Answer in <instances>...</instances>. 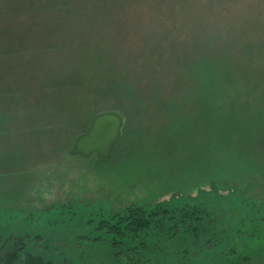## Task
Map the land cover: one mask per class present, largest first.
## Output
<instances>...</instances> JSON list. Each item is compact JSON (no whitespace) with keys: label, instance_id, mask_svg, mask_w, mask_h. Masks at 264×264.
Instances as JSON below:
<instances>
[{"label":"rangeland","instance_id":"rangeland-1","mask_svg":"<svg viewBox=\"0 0 264 264\" xmlns=\"http://www.w3.org/2000/svg\"><path fill=\"white\" fill-rule=\"evenodd\" d=\"M100 112L123 119L110 156L70 155ZM154 203L196 219L128 251L97 229ZM9 256L264 264V0H0Z\"/></svg>","mask_w":264,"mask_h":264},{"label":"trees","instance_id":"trees-1","mask_svg":"<svg viewBox=\"0 0 264 264\" xmlns=\"http://www.w3.org/2000/svg\"><path fill=\"white\" fill-rule=\"evenodd\" d=\"M105 109V108H104ZM103 110V109H102ZM100 111V110H99ZM181 205L172 207L165 203H154L148 207L129 205L109 218L101 220L97 229L106 232L114 244L120 243L123 250L132 245L137 248L145 245L147 237L153 242L154 232L168 227L177 219H196L197 209L194 206ZM131 249V248H130ZM18 256H9L6 264H15ZM25 264H49L43 261L42 256H22ZM136 257V256H134ZM235 260H227L228 264H248V258L240 256ZM226 262V261H225Z\"/></svg>","mask_w":264,"mask_h":264},{"label":"water","instance_id":"water-1","mask_svg":"<svg viewBox=\"0 0 264 264\" xmlns=\"http://www.w3.org/2000/svg\"><path fill=\"white\" fill-rule=\"evenodd\" d=\"M122 125V116L116 112L96 114L88 130L74 140L69 154L84 158L95 154L98 158H108L120 137Z\"/></svg>","mask_w":264,"mask_h":264}]
</instances>
